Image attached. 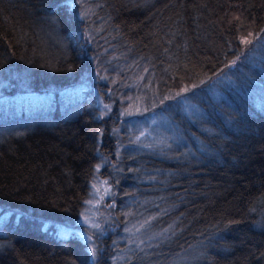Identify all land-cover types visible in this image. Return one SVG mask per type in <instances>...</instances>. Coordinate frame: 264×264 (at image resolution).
<instances>
[{"label": "trees", "instance_id": "trees-1", "mask_svg": "<svg viewBox=\"0 0 264 264\" xmlns=\"http://www.w3.org/2000/svg\"><path fill=\"white\" fill-rule=\"evenodd\" d=\"M139 89L198 112L171 101L172 143L115 176ZM97 174L153 233L131 264H264V0H0V264H111L74 226Z\"/></svg>", "mask_w": 264, "mask_h": 264}, {"label": "rangeland", "instance_id": "rangeland-1", "mask_svg": "<svg viewBox=\"0 0 264 264\" xmlns=\"http://www.w3.org/2000/svg\"><path fill=\"white\" fill-rule=\"evenodd\" d=\"M107 89L111 90L112 87L107 84ZM194 99L192 93L178 94V92L169 91L160 96L155 90L150 93L145 89L131 90L124 95L119 106L120 115L113 120L116 125L117 139L114 163L112 162L115 167L114 173H116L114 175L116 176L124 165H127L126 172H133L131 169L133 163H130V159L139 152H164L174 138L169 111L175 104L171 101H178L180 107H183L187 113L191 110V112H198V109H195ZM162 101H164L163 104ZM96 102L99 104L100 113H109L111 106L104 102L100 95ZM151 102L155 104L154 107L151 106ZM77 105L73 103L72 107ZM98 168H101V165ZM111 170L114 171V169ZM130 177L134 178V175ZM113 183V180L109 183L100 174L93 178L89 196L82 211L75 218L74 226L87 243L93 258L102 257V254L109 256L108 250L100 242L106 235H112L111 243L107 245L110 246L111 264H131L135 260L134 254H143L144 250L151 245L152 242L146 241L152 238L153 233H149L147 221L141 219L130 218L126 223L111 225L113 224L111 206H115L112 201L115 196V190L112 189ZM126 200L131 201L129 194H126Z\"/></svg>", "mask_w": 264, "mask_h": 264}, {"label": "snow or ice", "instance_id": "snow-or-ice-1", "mask_svg": "<svg viewBox=\"0 0 264 264\" xmlns=\"http://www.w3.org/2000/svg\"><path fill=\"white\" fill-rule=\"evenodd\" d=\"M246 43H251V41H245Z\"/></svg>", "mask_w": 264, "mask_h": 264}]
</instances>
